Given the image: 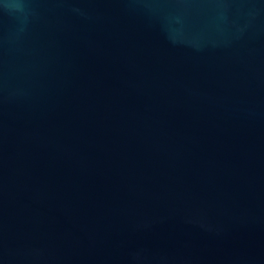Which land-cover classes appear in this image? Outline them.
<instances>
[{
  "label": "water",
  "instance_id": "obj_1",
  "mask_svg": "<svg viewBox=\"0 0 264 264\" xmlns=\"http://www.w3.org/2000/svg\"><path fill=\"white\" fill-rule=\"evenodd\" d=\"M0 11V264H264V0Z\"/></svg>",
  "mask_w": 264,
  "mask_h": 264
},
{
  "label": "clouds",
  "instance_id": "obj_2",
  "mask_svg": "<svg viewBox=\"0 0 264 264\" xmlns=\"http://www.w3.org/2000/svg\"><path fill=\"white\" fill-rule=\"evenodd\" d=\"M21 4L19 0H0V11L12 12L21 11Z\"/></svg>",
  "mask_w": 264,
  "mask_h": 264
}]
</instances>
